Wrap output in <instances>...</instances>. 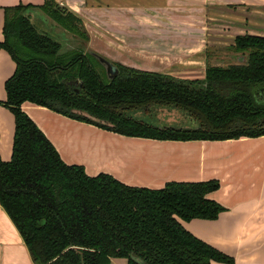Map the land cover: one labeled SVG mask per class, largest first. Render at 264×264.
<instances>
[{
  "label": "trees",
  "instance_id": "obj_1",
  "mask_svg": "<svg viewBox=\"0 0 264 264\" xmlns=\"http://www.w3.org/2000/svg\"><path fill=\"white\" fill-rule=\"evenodd\" d=\"M40 8L67 32L56 39L37 24ZM5 48L16 62L2 103L15 118L12 156L0 154V203L38 264H212L233 257L180 219L218 218L226 207L209 196L216 178L129 184L66 162L23 109L26 101L130 136L228 139L264 135V35L238 34L230 48L242 62L208 63L202 78L179 77L113 61L109 77L89 47L84 21L56 0L5 6ZM44 29V30H43ZM156 104L186 112L195 127L159 125L129 110ZM150 110V109H148ZM140 260H139V259Z\"/></svg>",
  "mask_w": 264,
  "mask_h": 264
},
{
  "label": "crops",
  "instance_id": "obj_2",
  "mask_svg": "<svg viewBox=\"0 0 264 264\" xmlns=\"http://www.w3.org/2000/svg\"><path fill=\"white\" fill-rule=\"evenodd\" d=\"M45 0H0L5 6ZM85 21L93 48L111 60L179 77L202 78L210 50L230 47L238 34L264 35V0H56ZM98 45V46H96ZM90 46V45H89ZM110 59V58H109ZM220 65V63H212ZM16 62L0 49V154L12 156L15 118L2 103ZM23 109L68 163L89 174L109 172L122 181L162 187L169 180H220L209 196L226 209L218 218L180 219L183 225L233 257L264 264V135L228 139H159L130 136L74 119L30 101ZM128 264L127 258H112ZM0 264H38L0 203Z\"/></svg>",
  "mask_w": 264,
  "mask_h": 264
},
{
  "label": "rangeland",
  "instance_id": "obj_3",
  "mask_svg": "<svg viewBox=\"0 0 264 264\" xmlns=\"http://www.w3.org/2000/svg\"><path fill=\"white\" fill-rule=\"evenodd\" d=\"M32 14L36 16V18L40 20L42 24L45 25V27L47 28L46 30H48L52 36L62 41L66 40V38L68 37L67 32L52 17L46 15L40 8H35ZM84 25L88 30V26L87 24H85V21H84ZM89 45H90L89 46L90 48H92L93 50L101 54V51H98V49H96V48H99V49L101 48L100 47L93 48L90 44V40H89ZM209 52H210L209 54L210 63H220V65H227L231 62H242L243 61L239 59V56L241 54L235 53L229 46L228 47L226 46L220 49H215V50L212 49ZM102 55L108 59L110 58V60L113 59L110 56H108L106 53L105 54L102 53ZM128 113L137 118H141L148 122L159 124V125L170 124L174 126H186L187 125V126L195 127L198 124V123H193L189 115L186 112H184V110L177 108V107H163V106L161 107V106H157L156 104H154L151 106L149 105L147 107H141V108L129 110ZM172 115L178 118H174Z\"/></svg>",
  "mask_w": 264,
  "mask_h": 264
},
{
  "label": "water",
  "instance_id": "obj_4",
  "mask_svg": "<svg viewBox=\"0 0 264 264\" xmlns=\"http://www.w3.org/2000/svg\"><path fill=\"white\" fill-rule=\"evenodd\" d=\"M37 24L38 25H40V27H43V28H45V29H47L46 27H45V25L44 24H42V22L40 21V20H37ZM99 57V59H100V61L102 62V64L104 65V67L106 68V71H107V73H108V75H109V77H114L116 74H117V72H118V67H117V65L113 62V61H111L110 59H108V58H106L105 56H103V55H99L98 56ZM239 59L240 60H245V55H240L239 56ZM174 118H178V117H176V116H174V115H172ZM193 125V124H192ZM166 126H174V125H170V124H166ZM176 127V126H175ZM177 127H191V126H177ZM139 259V258H138ZM140 260V259H139ZM128 262V261H127Z\"/></svg>",
  "mask_w": 264,
  "mask_h": 264
}]
</instances>
